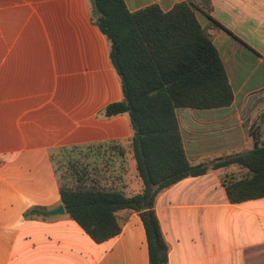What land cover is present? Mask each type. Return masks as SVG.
Here are the masks:
<instances>
[{
    "label": "crops",
    "instance_id": "obj_1",
    "mask_svg": "<svg viewBox=\"0 0 264 264\" xmlns=\"http://www.w3.org/2000/svg\"><path fill=\"white\" fill-rule=\"evenodd\" d=\"M183 1L125 0L131 11ZM193 2L235 95L230 106L177 110L189 161L213 163L264 143V108L248 105L264 89V0ZM122 98L89 0H0V264H150L138 211L119 210L121 232L103 242L67 212L25 218L32 207L61 205L63 184L143 190L129 114H104ZM58 157L80 161L73 183L61 181ZM247 173L239 164L210 168L157 195L168 264H264V197L232 202L225 185Z\"/></svg>",
    "mask_w": 264,
    "mask_h": 264
},
{
    "label": "trees",
    "instance_id": "obj_2",
    "mask_svg": "<svg viewBox=\"0 0 264 264\" xmlns=\"http://www.w3.org/2000/svg\"><path fill=\"white\" fill-rule=\"evenodd\" d=\"M89 8L91 20L111 44V60L123 91V98L107 105L104 114H129L134 131L131 147L143 190L128 196L94 185L63 184L61 201L97 242L121 232L119 210L138 211L150 264H168L169 246L154 209L157 195L210 168L239 164L248 173L225 181L229 199L264 197V143L213 163L193 164L187 157L177 110L226 107L235 98L212 33L199 22L193 0L177 3L169 11L157 4L131 11L125 0H89ZM45 210L32 207L25 218L45 217Z\"/></svg>",
    "mask_w": 264,
    "mask_h": 264
},
{
    "label": "rangeland",
    "instance_id": "obj_3",
    "mask_svg": "<svg viewBox=\"0 0 264 264\" xmlns=\"http://www.w3.org/2000/svg\"><path fill=\"white\" fill-rule=\"evenodd\" d=\"M248 105L249 106L253 105V107L255 108H264V89L262 90L260 94L256 96H252L249 100ZM77 159L78 158L74 160L73 158V160L71 159L70 161H68L69 160L68 158L58 157L57 161H55L57 172L63 183H69V184L73 183L71 176H70L72 171L81 169L80 161Z\"/></svg>",
    "mask_w": 264,
    "mask_h": 264
},
{
    "label": "water",
    "instance_id": "obj_4",
    "mask_svg": "<svg viewBox=\"0 0 264 264\" xmlns=\"http://www.w3.org/2000/svg\"><path fill=\"white\" fill-rule=\"evenodd\" d=\"M45 213L46 215H63L66 213V210H65L64 205L61 204L53 209L46 211Z\"/></svg>",
    "mask_w": 264,
    "mask_h": 264
}]
</instances>
